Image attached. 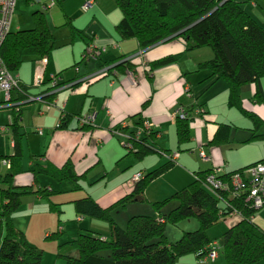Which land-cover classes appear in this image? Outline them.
<instances>
[{
	"label": "trees",
	"instance_id": "1",
	"mask_svg": "<svg viewBox=\"0 0 264 264\" xmlns=\"http://www.w3.org/2000/svg\"><path fill=\"white\" fill-rule=\"evenodd\" d=\"M53 1L54 5L61 6L64 0ZM246 1L249 0H114L121 12L116 31L121 39L135 38L141 48L176 37H182L187 44L183 52L204 46L210 47L214 52L213 57L199 62L196 70H208L209 78L227 82L228 105L251 120L249 139L262 140L264 120L252 107L254 104L264 105V92L260 82L264 76V28L241 6ZM44 5L49 8L47 4ZM32 18V27L9 30L1 44L0 58L13 74L19 70L24 57L29 56L32 60L46 57L55 46L54 35L44 11L35 10ZM65 23L70 27L72 36L76 33L82 37L86 36L84 31L75 29L70 20ZM180 55L175 53L162 57L153 61L151 67L174 62ZM121 58L108 70L117 74L133 69V60ZM56 82V86H51L48 78L40 85L49 84V87L41 92L45 93L46 103L53 102L57 84H65L59 80ZM246 84L253 86V93L250 98L242 99L241 88ZM26 87L19 83L18 87L11 91L10 102L15 103L9 106L11 120L8 129L13 142L12 150L11 153L0 154V165L4 160L8 161L9 165L6 174L0 173V264H41L43 255L42 249L28 244L26 235L16 228L12 218L21 204L23 194L34 192L48 197L51 193L41 188L32 191L30 185L14 184V178L24 173L20 119L23 105L21 102L28 94ZM197 107L202 108V114L197 116H203L206 110L199 103ZM191 110L192 108H189V112ZM61 115L58 127L65 125L68 117L63 111ZM195 117L175 116L178 145L191 140L190 120ZM144 118L142 112L127 117V126L123 129L132 133L131 128L141 125ZM79 127L90 130L92 125ZM231 131L230 124L219 123L210 143L220 145L227 142ZM160 133L161 130L156 128L144 132L137 139L132 137L133 149L126 150V154H133L137 158L151 153L163 155L166 150L154 147ZM174 164V161L167 159V162L151 171L140 172L141 178L132 185L130 192L109 205H100L90 195L74 199L72 203L76 215L107 222L110 227L109 235L103 237L90 229L80 228L77 236L66 242L73 252L58 253V256L65 264H175L178 257L187 254H194L201 259L205 258L207 246L212 240L208 236V229L235 213L239 216L238 222L223 232L222 244L218 241L219 254L221 252L223 255L222 264H256L264 259V229L252 219L256 211L264 205L253 207L251 202L245 199V195H234L233 188H220L216 192L207 190L204 181L213 172V168L196 171L189 184L152 203L153 208L161 213L160 209L168 200L176 199V206L167 214H159V217L134 214L128 218L125 227L116 223L112 212L127 202L143 201L148 184ZM251 164L231 171L222 170L216 177L228 181L233 173L242 172ZM29 172L34 176V180L36 174H44L57 181H65L73 191L81 189V179L84 177L82 173L76 172L70 159L60 166L51 162L34 163ZM192 217L198 221L196 229L183 231L174 241L167 239L166 223L176 225ZM57 233H51L49 236H56Z\"/></svg>",
	"mask_w": 264,
	"mask_h": 264
},
{
	"label": "crops",
	"instance_id": "2",
	"mask_svg": "<svg viewBox=\"0 0 264 264\" xmlns=\"http://www.w3.org/2000/svg\"><path fill=\"white\" fill-rule=\"evenodd\" d=\"M247 2L248 1L243 2L244 10L264 28V0H249V3ZM63 3L60 7L64 6ZM89 14L92 15V19L88 20V22L93 24L92 35H88L90 30H87V32H84L86 38L83 39L80 44L78 43L76 45V49L71 47V49H65L61 54L49 53L46 56V64L43 70L45 75L44 80L48 78L50 79L51 75H58L59 81L70 85V87L65 86L61 90L57 91L56 94L66 89H70V91H72L71 97H76L79 100V106L74 108L73 105L69 104V96L67 100H65L66 102L64 101L61 105L63 106V109L54 108L50 109L47 113L44 112V115L41 116L43 120L41 122L39 121L37 124L44 126L47 131H50V134H45L41 127H37L34 133L37 134L38 137L31 136L30 139H28L26 142H23L26 130L22 129L24 125L21 121L24 119L22 113L26 109L29 110L31 108V102L40 98L44 101L46 100V98H44L45 93L41 92L42 90L49 87V84L44 86L42 85L39 91H33L30 88L31 85H28L25 82V75L22 73L17 74L19 70L15 73L18 76L19 83L27 86L26 88L28 94L35 95L37 98L32 101L23 102L22 105L20 132L23 133L21 144L22 168L24 173L19 174L14 178V184L30 185V190L32 191L37 189L35 183L36 176L39 174L35 175L34 180V176L29 172L32 169L34 163L45 164L47 162H51L56 166H60L67 159H70L76 172L83 174L86 172L84 170L86 167L98 164L101 161L102 157L99 153L106 150L110 146L116 149L118 154H120V149L118 146L108 142L104 144V142L113 137L110 129L127 117L140 112H142V116H144L150 124L157 126L161 130L160 135L156 138L154 144L155 148L166 150V152L170 149L180 150V148H182L183 150H180L179 152L185 150H188L189 152L192 151V149L201 146L208 157L207 160H203L200 157L202 159L201 160L189 154L180 153L177 158V163H175L173 167L168 169L160 176L154 178L148 184L150 185L154 182H157L169 174H175L171 179L164 182L165 185L161 186V188L157 191L160 193L156 195L151 194L150 196L144 191V197L148 202L161 200L169 196L174 191L180 189V187L186 182L189 181L187 183L189 184L194 179V174L196 171L208 170L214 166H222V164L226 166V168H222L223 171H231L264 159V154H261V156L254 154L252 158L248 160H242L235 164L234 161L227 157L226 154V151L231 148L229 145L231 142V135L227 142L220 145L210 143L219 123H227L231 126H234V124L238 125V123H242L243 121L241 118V112L228 105L227 82L223 79L209 78L208 70H196L197 64L199 62L211 59L213 57L214 52L210 47V49H207V47L204 46L183 52L187 44L182 37H176L168 41L164 40L162 42L156 43L147 48H141L135 38L121 39L119 37L116 31V24L121 19V12L120 10L118 11L117 9H114V7L111 6V3H105L103 0H95V5L90 10ZM65 22L64 25H67ZM73 27L76 28L74 25ZM89 38H92V40H89ZM72 39L73 36L71 35V41ZM88 41L91 42V45H94L97 49H100V53L97 54L92 60L87 61L85 65L78 66L77 64L79 62L86 59V57H83V55L86 54ZM139 51L142 52L141 55H138L132 59L135 64L132 66L135 84H131L130 78L127 74L128 71H120L119 73L115 74L108 70L110 67H108L106 73L100 77L90 81L85 80L89 74L95 73L102 66L113 65L116 60L120 59V57H127L129 55L138 53ZM175 53H180L181 55L174 62H170L169 64L158 67H151V63L153 61L168 55H173ZM260 82L264 92V76L260 79ZM187 88L188 92L191 94L190 96L186 95ZM252 93L253 86L251 84L242 86V99L250 98ZM56 94L53 98V102L57 106V104H59V98ZM198 103L203 106V109L206 110V113L203 114V116L195 117L198 118L201 123L197 126H193L190 129L192 136L191 140L187 143L178 145L175 135L174 112L178 107L184 106L188 108H194ZM252 108L253 111L264 120V105L254 104ZM84 109H86V111H84ZM62 111L68 114V117L66 119L65 125L58 127ZM81 113L95 114L94 125L90 130L81 129L77 122L73 124L75 127H70L72 117L75 114ZM195 118L193 120H195ZM8 119L9 122L6 124L7 126H0V130L2 132H7L9 130L8 125L11 120L10 115H8ZM2 121L3 120L0 119V123H2ZM250 121L251 120L247 121V127L249 130L252 127V122L250 126ZM4 127H6V129L2 130ZM38 129H41L42 132L38 133ZM246 137L247 138L242 142L250 140V134ZM12 143L13 142L11 141L10 147H12ZM8 153L11 152H5L4 154ZM25 153L26 157L29 159L28 164L30 169H24L25 166L23 164V157ZM125 155H127L126 152L123 156ZM131 155L140 161L138 165L140 169L138 172H135L134 175L139 172L145 173L147 171H151L167 162V159L162 161L160 159H155V157H151V155H160L157 153H151L145 155L142 158H137L133 154ZM126 161L127 163H132V161L128 158H126ZM102 176H106V173H104ZM130 181L131 179L129 182ZM128 184L126 180H123L116 187L110 189L105 194L104 198L97 201L102 206L110 204L111 202L130 192L132 185ZM38 188L46 189V191L52 192L48 186L42 187L40 185ZM31 194L34 197L30 199L32 208L29 212V216H32L35 203L39 202V200H41L40 198L42 197L34 192H29L23 194L21 197V204L13 215L14 224H16L17 221V212L23 206L24 200L28 198L27 196ZM74 199H71V202ZM175 204L176 201L169 203L167 205L168 207L166 208V212L164 213H168L167 211L175 207ZM148 206L138 205L137 203L128 204L126 207H123L124 210L122 212L115 216L116 223L124 226L127 217L140 212L149 213L156 217H159V214H163L162 212L159 213L157 211H152L150 205ZM123 212L124 216H121V213ZM252 219L256 224L264 229V216H259L255 213ZM222 220L224 224V232L229 226L238 222L239 216L237 214L229 215ZM108 226L105 225V223H101V220L96 221L93 219V217L77 216L76 220L73 219L70 224H67V228L64 226L61 227L60 232H58L61 234V236L58 240L59 245L57 249L60 248L63 252L60 250H58L59 252L57 251V253L52 252L50 254V258H48V264H64L63 259L58 256V253L61 252L68 254L73 252L71 246L66 242L74 239L80 228L90 229L103 237H107L110 230V227ZM190 227H196V223L192 224ZM50 230L51 229L49 228L48 232H46V236L50 235ZM165 231L168 234L167 228ZM179 233L180 232H178L176 235L178 236ZM208 236L213 237L209 234ZM169 239L172 240V238ZM219 256L220 254L215 260L212 261L204 257L199 259L196 257V255L187 254L179 257L175 264H222L223 261L217 263ZM256 264H264V259Z\"/></svg>",
	"mask_w": 264,
	"mask_h": 264
},
{
	"label": "rangeland",
	"instance_id": "3",
	"mask_svg": "<svg viewBox=\"0 0 264 264\" xmlns=\"http://www.w3.org/2000/svg\"><path fill=\"white\" fill-rule=\"evenodd\" d=\"M51 1L52 0H40L39 2L35 0H16V4L14 7V12L12 16V21L10 24V31H15L19 28L32 27L33 25L32 14L35 10L40 9L44 11V14L47 18L50 29L55 39V48L52 49L50 53L51 54H54V53L61 54L63 53L65 49H68V48L71 49V47H74L76 49V45L78 43L80 44V42L83 41V39H85L86 37L85 36L82 37L80 34L76 33V35L73 36V39L71 41V29L67 25H64V22L66 20H70L71 23L76 27L75 29L78 28V29L84 30V32H87V30H90L89 31L90 33L89 34L87 33V34L92 35L93 34V31H92L93 24L88 22V20L92 19V15L89 14V12L95 4L90 9L85 10L82 8V0H64V3L62 2L64 5L63 7H60L59 4H56L52 7L46 8L44 4H49ZM103 1L105 3L106 2L111 3V6L114 7V9H117L119 11V8L115 4L114 0H111V1L103 0ZM247 3H249V1ZM243 5L244 3L241 4L242 7ZM263 14H264V11H263ZM206 47L207 49H210L208 46ZM23 59H24L23 63L21 67L19 68V71L17 72V74L18 73L24 74L25 75L24 80L28 85H31L30 88L33 91H39L40 88L42 87L38 85L39 77L40 76H43V78L45 77L44 71L42 72V67L39 64H37L36 60H32L31 57L26 56ZM92 59L93 57H87L85 60L79 62L77 65L78 66L85 65L87 61L92 60ZM25 78H28V79H25ZM69 91L70 89H66L56 94L59 98V104H57V106L54 102L51 104H48L41 98L30 103L31 108L29 110L26 109L27 111L25 110L26 112L23 111L22 113L24 119H22L21 121L25 125V127L23 125L22 129L26 130V134L24 135L23 142H26L28 139L31 138V136L38 137V135L34 133L37 127H41L45 134L46 133L50 134V131H47V129H45L44 126H40L37 124L39 121L41 122L43 120L41 116L44 115V112L47 113L50 109H54V108L63 109V106L61 105L63 104L65 100H67L69 96H70L69 104L73 105L74 108H77L79 106L78 105L79 100L76 97H71L72 91L70 92ZM84 111H86V109H84ZM8 115L11 116V110L9 107L0 108V119L3 120L2 123H0V126H7L6 124L9 122ZM241 115H242L241 118L243 121L242 123H238V125L234 124V126H232L231 138H230L231 142L229 143L231 148H229L226 151L227 157L233 160L235 164L242 160H248L252 158L254 154L258 156H261V154H264V139L262 140L250 139L246 142H242L243 140L247 138L246 136H249L250 134V130L247 127L248 126L247 121H249L250 119L242 113ZM76 122L77 124L79 123L77 120V116L74 115L72 117V121L70 122V127L74 126L73 124ZM190 122H191L190 129L193 126H197L198 124L201 123V121L198 118H195V120H192ZM250 126H251V121H250ZM262 130L264 131V127ZM9 134H10L9 130L7 132H2L0 130V154H4L5 152H11L12 150V148L10 147L11 139L9 137ZM112 136L113 137L110 138L108 141L104 142V144L108 142V143L114 144L115 146H118L120 149V154H118V151L111 146L100 153L98 152L101 155L102 159L98 164L91 165L84 169L86 171L85 172L86 175L85 173H83L84 177L81 179L82 187L80 190L73 191L67 182L57 181L53 179L52 177L48 175H44V174L37 175L38 176V182H37V176H36L35 186L37 187V189H38V186L40 185L42 187L48 186L52 192L50 193V195H48V197L41 196L42 197L40 198L41 200L35 203V206L33 207L32 216H29V212L31 211V208H32V203L30 202V199H32V197L34 196L32 194L27 196L28 198L24 200L23 206L17 212L18 213L16 217L17 225L16 224L14 225L16 226L17 229L24 232L29 245L43 250L41 264H48V258H50V254L52 252L57 253L58 250L61 251L60 248L57 249L59 245L58 240L61 234H57L56 236H49V235L46 236V232H48L49 228L51 229L49 231L50 234L54 232H60L61 227L64 226L65 228H67V224H70V222L73 219L76 220L78 216L75 213L74 206H73V203L71 202V199L78 198V197H81L87 194L89 195L91 194V196L96 198V200H99V199L101 200L102 198L105 197V194L110 189H113L114 187H116L123 180H126L128 184L129 180L132 179V176L134 175V173L139 171L140 167H138V165L140 161L134 158L131 154H127L123 156L126 152V149L122 146L123 139L115 135H112ZM200 148L202 147L199 146L198 148H194L192 149V151H189V152L188 150H185V151L179 152V154L186 153L193 157H197L198 159H201L199 156ZM180 150H183V149L180 148ZM175 151L176 149L174 150L170 149V150H167V152L164 153L163 155H154V156L151 155V157H155V159H160L164 161L167 158H169V156L172 155ZM126 158L130 159L132 163H129V162L127 163ZM175 161H176L175 163H177V159H175ZM28 162H29V159L28 157H26V153H25L23 157V164L25 166L24 169H30ZM180 166H183V165H180ZM8 167L9 165L1 164L0 173H2L3 175L6 174L8 171ZM222 168H226V166L222 164ZM104 173H106V176L103 177L102 175ZM173 175L175 174L173 173L169 174L165 176V178L160 179L157 182H154L148 185V187L145 190V193H148L150 196L151 194L156 195L160 193L157 191L161 188V186L165 185L164 182L171 179ZM188 182H186L185 184H187ZM19 183H22V182H19ZM155 201H160V200H154V201L148 202L146 199H144L143 201L127 202L124 206L117 207L112 212V216L115 219V216L124 210L123 207H126L128 204H131V203H137L138 205H147V206L150 205V208L152 209V211L155 212L156 210L152 206V203ZM173 201L174 202L176 201V204H177L176 199L168 200L163 205V207L160 209V211L163 214H165L164 212H166V208L168 207L167 205ZM137 214H146V215L156 217L149 213L140 212ZM13 215H12V218H14ZM122 215L124 216V212L121 213V216ZM256 215L264 216V207L258 209L256 212ZM128 218L129 217H127L126 222ZM93 219H95L96 221H100L97 218H93ZM65 221H66V224H65ZM126 222L124 226H121L119 224L118 225L121 227H125ZM219 222L213 225L210 229H208L207 233L210 236L215 237V238L210 237L212 240L217 239L222 244L221 237L223 234L224 224H223V220H220ZM101 223H105V225L108 226L107 222H104L101 220ZM194 223H196V227H190ZM197 227H198V221L196 220V218L192 217V218L184 219L180 221L179 223H177L176 225L166 223L165 229L167 228L168 234L166 231H165V234L169 241H174L177 238H179V236L182 234L183 231L194 230V228L196 229ZM178 232L180 233L177 236L176 234H178ZM76 236L77 234L75 235V237ZM169 238H172V240ZM188 255H194V254H188ZM220 261L221 262L223 261V255L221 252H220V256H219L217 263H219ZM64 264H65V261H64Z\"/></svg>",
	"mask_w": 264,
	"mask_h": 264
},
{
	"label": "built area",
	"instance_id": "4",
	"mask_svg": "<svg viewBox=\"0 0 264 264\" xmlns=\"http://www.w3.org/2000/svg\"><path fill=\"white\" fill-rule=\"evenodd\" d=\"M35 1L39 2L40 0H35ZM15 4H16V0H0V47L6 34L10 30V24L12 21ZM94 4H95V0H83L82 8L88 10ZM53 5H54V1L52 0L49 4H47V7H52ZM90 43L91 42L87 43L86 54L83 55V57L85 56L86 58L87 57L94 58L96 57L97 54L100 53V49H97L94 45H91ZM141 53L142 52L139 51L138 53L122 58V60L124 59L132 60L136 56L141 55ZM36 62L42 67V72H43V69L46 64V57L45 56L40 57L36 59ZM108 67L111 68L112 65L102 66L95 73L89 74L85 78V80H93L97 77H100L101 75L106 73ZM127 74L128 77L130 78L131 84H135L133 71L129 70ZM57 80H59L57 76L51 75L50 85L56 86ZM43 81H44L43 76H40L38 85L40 86ZM18 85H19L18 76L16 74L11 73L7 69L6 65L3 63L2 59L0 58V108L9 107L10 105H15L14 102H10V97H11V91L14 88L18 87ZM65 86L70 87V85L68 84H61V85L57 84V87H55L54 90L59 91ZM186 95L187 96L191 95L190 92H188V88L186 89ZM36 98L37 96L35 95L26 94L24 101L35 100ZM200 113L202 114V108L200 109L197 106L192 108L191 112H189V108L181 106L176 109V111L174 112V116H179L180 118H184L191 115L197 116ZM75 116H77L79 126L94 125V119H95L94 113L76 114ZM125 126H127V120L124 119L116 126L112 127L110 131L112 135L122 138L123 139L122 146L126 150H130V151L133 149L132 137L137 139L138 137H140V135H142L146 131L148 132L150 129H156V128L159 129L157 126L150 124L145 118L143 119L141 125H134L131 128L132 133H128L125 129H123V127ZM4 129H6V127L2 128V130ZM41 132H42L41 129H38V133ZM178 155L179 152L176 150L167 159L175 162V159H177ZM199 156L203 160L208 159L207 155L205 154L202 148L199 149ZM2 164L8 165V161L4 160L2 161ZM221 172H222L221 165L213 167V172L209 174L204 181V187L207 190L211 192H216L220 188L223 189L233 188L235 193L234 195H245V199L250 201L253 207L259 208L262 205H264V160H260L258 162L251 164L250 166L243 169L242 172L233 173L228 181H223L222 179L216 177V175ZM141 175L142 174L140 172L133 175L129 184L133 185L141 178ZM159 220H162V218H159ZM219 248H220V243L218 242V240H211L207 246L208 251L205 255V258L212 261L215 260L219 255Z\"/></svg>",
	"mask_w": 264,
	"mask_h": 264
},
{
	"label": "water",
	"instance_id": "5",
	"mask_svg": "<svg viewBox=\"0 0 264 264\" xmlns=\"http://www.w3.org/2000/svg\"><path fill=\"white\" fill-rule=\"evenodd\" d=\"M29 101H32V100H29ZM24 102H27V101H24Z\"/></svg>",
	"mask_w": 264,
	"mask_h": 264
}]
</instances>
